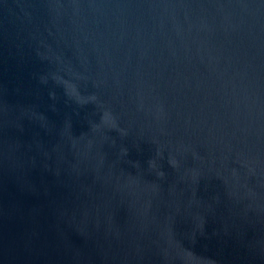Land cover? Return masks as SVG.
Segmentation results:
<instances>
[{"label": "water", "instance_id": "1", "mask_svg": "<svg viewBox=\"0 0 264 264\" xmlns=\"http://www.w3.org/2000/svg\"><path fill=\"white\" fill-rule=\"evenodd\" d=\"M0 264H264V0H0Z\"/></svg>", "mask_w": 264, "mask_h": 264}]
</instances>
